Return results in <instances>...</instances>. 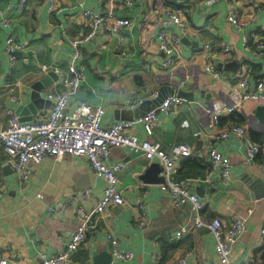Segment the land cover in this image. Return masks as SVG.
I'll return each mask as SVG.
<instances>
[{"label": "crops", "instance_id": "obj_1", "mask_svg": "<svg viewBox=\"0 0 264 264\" xmlns=\"http://www.w3.org/2000/svg\"><path fill=\"white\" fill-rule=\"evenodd\" d=\"M19 1L0 0L1 129L7 127L9 112L17 102L23 106L19 114L25 123L48 115L52 104L47 96L69 88L71 42L87 30L79 18L80 8L103 11L101 0H57L51 14L44 0H26L24 9L19 8ZM231 7L247 22L241 31L227 21ZM167 8L181 13L189 28L186 36L171 28L180 36L177 68L185 67L181 71L161 68L164 55L158 50L157 35L161 29L159 18ZM2 17L10 20L9 29L2 26ZM117 17L130 20L135 27L116 32L101 27L82 46L83 56L77 65L84 80L69 99L68 112L84 103L102 107L103 126L131 121V135L140 142L157 143L167 153L176 145H187L191 155L175 162L172 181L198 197L204 222L217 218L228 228L235 216L241 217L244 232L232 247L231 262L261 264L264 171L259 166L264 161V122L255 112L262 105L242 103L237 109L244 115L242 123L219 122V129L228 125L256 126L257 131L250 132L259 135L254 142L262 149L255 164H248L243 139L232 135L223 141L212 140L211 144L229 160L227 184L221 182L218 169L208 157L206 138L211 130L206 127L205 110L236 104L237 96H229L230 87L244 75L251 90L264 79V56L253 50L255 42L264 36V0H219L211 6H204L202 0H134L133 7ZM9 35L24 44L13 58L4 51ZM211 42L229 45L232 53L205 54V45ZM207 62L214 64L216 79L205 73ZM42 66L47 70L43 71ZM50 72L55 75L48 77L50 83L35 86ZM179 90L187 96L181 98L185 107L168 115L156 114L152 133L147 135L137 120L161 105L155 103L158 98L177 96ZM34 100L36 105L31 111L27 106ZM133 100L142 103L130 106ZM108 164L121 165L116 175L125 204L110 207L104 216L92 220L94 230L72 255L73 264H171L181 255H187L186 264H218L215 241L208 230H193L176 238L180 228L192 223L194 212L189 204L174 207L169 193L160 190L163 176L158 161L148 162L140 153L117 148L111 150ZM29 168L30 178L20 180L0 143V261L6 264H36L40 255L55 256L64 251L78 224L77 208H93L102 194L103 183L85 158L68 156L55 163L46 157ZM70 201L74 204H68ZM139 205L144 206L143 225L138 224ZM49 208L58 210L49 213ZM112 240H116L119 251L131 252V258H114Z\"/></svg>", "mask_w": 264, "mask_h": 264}, {"label": "built area", "instance_id": "obj_2", "mask_svg": "<svg viewBox=\"0 0 264 264\" xmlns=\"http://www.w3.org/2000/svg\"><path fill=\"white\" fill-rule=\"evenodd\" d=\"M48 4L47 13L51 14L57 7V0H44ZM103 4L102 12H95L87 8H80L79 18L87 28L77 39L71 42L72 56L69 64V71L72 77L68 80V90L55 96L48 95L47 99L52 103V107L46 117L38 121L21 122L14 111L9 112L8 125L5 129L0 128V143L7 160L12 164L15 175L22 181L30 178V165H39L41 161L48 157L53 162L59 163L68 156L85 158L97 178L103 183L102 194L93 208H77V225L68 238L67 247L64 251L55 256L40 255V260L36 264H73L72 255L82 248L87 239V234L94 230L92 220L98 216H104L110 207L123 206L125 204L120 191L118 190L117 172L121 165H109L108 159L112 149H127L130 152L140 153L146 161H158L162 167L164 183L160 190L168 192L174 207L189 204L194 212L192 223L188 227L180 228L176 233V238L180 239L193 230L206 229L214 238V251L218 259V264H233L231 262V250L244 232V220L235 216L228 228H224L217 218L204 222L201 218L203 210L202 203L198 197L191 193L181 183L173 182L171 177L175 172V162L180 158H187L191 155L190 148L185 144H179L172 148L171 153L165 152L157 143L148 141H138L131 135L130 130L133 122L121 120L111 125H102L104 109L93 107L88 104H81L71 112H68L69 99L76 93L78 85L84 80V74L77 65L81 60L82 46L89 43L96 32L104 27L110 32L120 29L131 30L135 24L128 19L118 18L119 12L129 10L134 5V0H101ZM219 0H202L204 6H211ZM26 0L19 1V8L24 9ZM1 13V12H0ZM227 21L238 31H241L247 22L242 14L234 7H231ZM161 29L157 35V47L164 55L161 64L163 70L177 68L180 55V36L175 34L171 28H175L180 35L186 36L189 28L182 14L170 8L164 10L159 18ZM2 26L9 29L11 22L2 17ZM247 36L244 34L245 45L248 44ZM24 44L16 41L12 35L7 37L4 51L7 56L13 58L15 52L21 51ZM253 50L259 56H264V36L259 38ZM205 54L221 53L229 56L232 48L225 43L211 42L205 45ZM178 62V63H177ZM43 71L46 66L41 67ZM179 71V72H180ZM205 73L212 78L218 77V72L213 63L207 62L204 66ZM13 91V89L11 90ZM229 96H237L236 104H224L207 108L205 115L208 120L206 127L211 131L206 138L208 157L213 167L219 171V178L223 184H227L230 177V164L227 157L223 156L212 144L211 141H223L230 136H236L244 141L246 161L248 164H255L256 158L261 153V146L254 143L250 136V131H257L256 126L228 125L219 129V121L225 116L237 114L243 118V114L237 110L242 103L251 102L264 106V79L259 80L251 90L244 75L234 87H230ZM142 103L141 100L131 101L130 106ZM185 107L184 101L176 95H172L163 100L157 108L165 115L173 113L174 110ZM157 121L156 110L148 112L139 118L137 123L141 124L147 135L152 133V124ZM264 171V161L259 166ZM68 204H74L73 201ZM58 208H49V213H55ZM138 224H144V206H138ZM251 211H248V214ZM260 234L264 237V225ZM112 255L119 260L131 258V252H121L117 249L116 240L111 241ZM187 255L176 257L171 264H186ZM0 264H6L0 261ZM215 264V263H210ZM261 264H264L262 262Z\"/></svg>", "mask_w": 264, "mask_h": 264}, {"label": "water", "instance_id": "obj_3", "mask_svg": "<svg viewBox=\"0 0 264 264\" xmlns=\"http://www.w3.org/2000/svg\"><path fill=\"white\" fill-rule=\"evenodd\" d=\"M48 77H49V78H55V75H54L53 72H50V73L48 74L47 77L41 79L40 82H38L35 86H39V87H41V86H46L48 83L51 82V80H50ZM172 93H173V91H172ZM32 96L35 98V96H37V94H36V95L33 94ZM177 96H178L179 98H186V97H187L186 94H185L183 91H181V90H179V91L177 92ZM162 101H163V98H162V99H161V98H158V99L155 101V103H158V102L162 103ZM18 103H19V102H17V105H14V106H13L12 110H13L14 113L19 117L20 121L23 122L24 120H23V118H22V117L20 116V114H19L20 111H21V108H23V106L19 105ZM51 104H52V103H51ZM34 105H36L35 100L33 101V103L29 104V105L27 106V108H29L31 111H34V108H35ZM263 112H264V107H262V106H259V107L256 109V112H255V115H256L258 118H260V119L262 120V122H264V116H261V114H262ZM158 113H160V112H159V110L156 109V114H158ZM162 179H163V183H164V178L162 177Z\"/></svg>", "mask_w": 264, "mask_h": 264}, {"label": "trees", "instance_id": "obj_4", "mask_svg": "<svg viewBox=\"0 0 264 264\" xmlns=\"http://www.w3.org/2000/svg\"><path fill=\"white\" fill-rule=\"evenodd\" d=\"M226 120L231 121V122H235V123H242V118L240 116H238L237 114H232L229 115V118L227 119H220V124L223 122H226ZM249 136L250 138L253 140V142L257 139L256 137H258L259 135L253 132H249ZM255 138V139H254ZM258 141V140H257ZM255 143V142H254ZM257 144V143H256Z\"/></svg>", "mask_w": 264, "mask_h": 264}]
</instances>
